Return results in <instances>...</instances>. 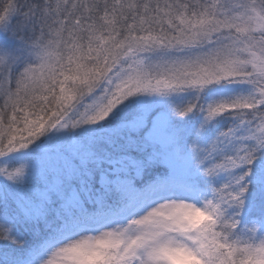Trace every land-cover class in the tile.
<instances>
[{"label":"trees","instance_id":"16d2710c","mask_svg":"<svg viewBox=\"0 0 264 264\" xmlns=\"http://www.w3.org/2000/svg\"><path fill=\"white\" fill-rule=\"evenodd\" d=\"M167 4L175 6L172 0H0V13L7 9L8 34L32 27L34 34L24 31L32 43L40 37L46 44L51 40L47 37L58 35L55 38L64 46L61 60L47 73V89L34 99L26 100L28 94L15 88L16 75H11L12 100L26 101L9 104L12 122L7 121L5 131L17 132V122L22 130L20 122L25 119L20 116L27 114L43 119L57 116L60 121L49 123L61 122L64 128L36 140L35 145L45 151L0 154V264H26L39 244L71 222L106 208L118 211L128 197L121 190L126 182L147 189L169 178L165 157L172 153L179 161L188 157L192 171L188 182L193 176L199 189L222 203L214 227L219 236L235 235L232 228L240 225L238 221L249 227L251 219H264V138L253 128L264 109L250 102L252 88L218 96L221 100L206 110L203 90L194 100L188 99L189 93L160 101L148 95L151 87L167 85L169 79L163 74L146 76L143 72L139 89L134 87L132 70H141L134 68L139 63L134 53L141 51L147 57L158 49H171L167 44L143 48L139 41L141 31L148 36L153 33L149 38L155 36L156 29L148 23L166 16ZM50 27L49 36L45 29ZM73 55L80 61L72 60ZM71 77L78 79L79 86L91 87L67 105L59 97L60 86L71 85L65 83ZM124 80V86L113 87ZM99 99H104L108 114L80 128L83 113ZM143 111L151 117L157 112L166 114L165 142L148 131L151 117H138ZM212 112L209 119L204 117ZM72 193L77 199L67 198ZM231 197L234 200L228 202Z\"/></svg>","mask_w":264,"mask_h":264},{"label":"rangeland","instance_id":"374dc122","mask_svg":"<svg viewBox=\"0 0 264 264\" xmlns=\"http://www.w3.org/2000/svg\"><path fill=\"white\" fill-rule=\"evenodd\" d=\"M172 1L175 6L167 4L170 9H164L167 10L164 21H161L163 18L154 21L157 18L154 17L152 23H148L156 29L154 37L149 38L153 33L148 36L139 32L143 48L167 44L171 49H158L147 55L148 58L141 51L134 53L139 59L134 68L141 69L132 70L135 89L141 85L143 72L146 76L163 74L169 79L167 85L148 89V95L159 101L179 99L187 93L192 95L188 99L194 100L203 90L207 96L204 108L208 110L212 102L221 100L219 97L252 88L250 102L264 109V0ZM6 11L0 13V154L9 157V153L45 151L35 145L36 140L45 133L64 128L61 122L49 123L60 121L57 116L43 119L32 113L35 114L32 117L30 114L20 116L25 119L20 122L22 130H18L17 122L14 124L17 132L5 131L7 121L12 122L9 121V104L11 107L15 103L24 104L47 89V73L61 60L64 46L55 38L58 35L47 37L51 40L46 44L41 43L44 39L40 37L37 43H32L24 34H34L32 27V30L20 27L15 35L8 34ZM45 31L50 36L49 31L53 30L50 27ZM72 60L80 61L74 55ZM16 64L17 71L13 74ZM11 75H16L15 88H20V93L26 92L28 99L12 100ZM77 82L78 79L71 77L65 80L71 85L60 86L59 97L67 105L91 87L79 86ZM125 84L126 80L118 81L113 87ZM103 100H97L83 113L80 128L85 129L108 114ZM212 114L204 117L209 119ZM137 115L140 119L151 117L146 111ZM151 119L148 131L165 142L166 134L162 135L166 114L157 112ZM257 119L254 132L264 138V113ZM239 132L245 136L242 129ZM175 157L176 153L165 157L169 178L160 179L147 189H137L126 182L121 190L128 193V197L118 211L106 208L87 219L71 222L62 233L39 244L34 260L26 264H264V219H251L247 223L249 227L238 221L240 225L232 228L237 231L235 235L219 236L214 227L222 203L199 189L193 176L188 182L187 174L192 173L188 157L180 161ZM44 161L46 163V158ZM74 196L72 193L67 198L77 199ZM232 200L233 197L228 202Z\"/></svg>","mask_w":264,"mask_h":264}]
</instances>
